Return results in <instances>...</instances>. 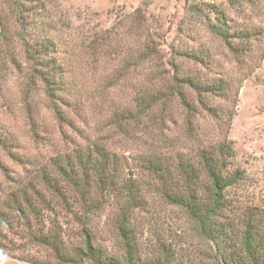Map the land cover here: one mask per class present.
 Masks as SVG:
<instances>
[{
  "label": "rangeland",
  "instance_id": "1",
  "mask_svg": "<svg viewBox=\"0 0 264 264\" xmlns=\"http://www.w3.org/2000/svg\"><path fill=\"white\" fill-rule=\"evenodd\" d=\"M43 1L62 67L56 111L43 84L29 79L19 47L12 48L18 67L0 52V212L11 227L1 230L0 264H33L28 259L57 264L49 250L26 238L9 208L12 195H33L34 187L51 199L40 180L43 171L52 169L53 160L93 145L115 154L123 176L139 186L143 208L135 209L130 220L145 252L166 243L195 264H226L184 211L164 201L160 182L143 163L158 154L196 158L201 147L220 143H230L228 171L239 174L224 192L219 221L231 226L228 235L235 245L246 223L264 236V0ZM193 5H210L224 14L235 35L229 44L211 33L214 14L202 6L195 12ZM245 33L248 37L241 39ZM145 45L157 54L139 63ZM191 51L202 53L205 61L182 56ZM172 63L199 80L221 78L228 90L198 94L181 85V96L143 113L142 98L173 85ZM93 197L101 205L84 222L94 231L95 245L120 256L113 226L123 199ZM53 207L39 206L38 219L45 226L54 222L69 249L82 244L74 216L81 209L74 204L71 213Z\"/></svg>",
  "mask_w": 264,
  "mask_h": 264
},
{
  "label": "trees",
  "instance_id": "2",
  "mask_svg": "<svg viewBox=\"0 0 264 264\" xmlns=\"http://www.w3.org/2000/svg\"><path fill=\"white\" fill-rule=\"evenodd\" d=\"M201 6L214 14V21L209 25L211 33L229 44L235 35L230 33L224 14L210 5H193L191 10L201 12ZM47 15L43 0H0V52L3 58H11L12 64L18 67L12 48L19 47L30 69L29 79L43 84L44 93L55 110L57 93L63 82L62 67L55 57L57 43L46 23ZM239 36L241 39L248 37L247 33ZM156 54L155 48L145 45L137 60L139 63L149 61ZM182 56L199 63L205 61L204 55L197 51L184 52ZM171 66L175 71L173 85L166 91L142 98L139 104L143 113L175 94L181 96V85L198 94H221L228 90V85L221 78L199 80L181 73L176 64ZM182 103L190 109L184 99ZM232 153L230 143H220L201 147L196 158L158 154L145 157L143 163L144 168L160 182L159 193L164 201L182 209L195 223L199 236L215 246V257L219 255V260L226 264H264L263 235L246 223L240 242L235 245V239L228 235L231 226L219 221L226 206L224 192L235 184L239 174L238 171H228ZM40 180L51 199L32 187L33 195L26 191H22L19 197L12 195L9 208L22 223L26 238L32 244L49 250L57 264H81L84 261L90 264H195L178 256L170 244L160 243L153 252L143 250L138 230L130 218L135 209L143 208L144 199L135 179L123 176L120 160L108 150L98 145L75 149L71 154L53 160L52 169L43 171ZM115 194L123 199L113 226L120 243V256L108 254L95 245L94 231L84 222L97 210L98 204L101 205L95 203L94 195L101 201ZM74 204L82 211L74 215L78 216L81 225L82 244L69 249L62 231L54 222L45 226L44 221L38 219L39 206L42 210L51 211L55 205L73 213ZM5 227L11 228L6 215L0 212V234ZM228 240L231 243H227ZM28 261L46 264L32 259Z\"/></svg>",
  "mask_w": 264,
  "mask_h": 264
}]
</instances>
